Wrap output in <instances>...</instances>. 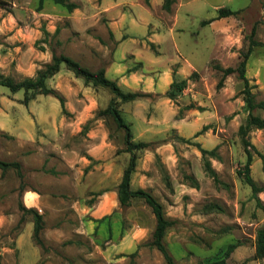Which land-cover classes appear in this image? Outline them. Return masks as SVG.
Listing matches in <instances>:
<instances>
[{
  "label": "rangeland",
  "instance_id": "obj_1",
  "mask_svg": "<svg viewBox=\"0 0 264 264\" xmlns=\"http://www.w3.org/2000/svg\"><path fill=\"white\" fill-rule=\"evenodd\" d=\"M17 1L19 6L14 8L12 0H0L2 16L18 12L17 29H21L14 39L10 37L15 31L8 35L0 30V74L16 82L34 78L55 53L93 72L104 69L106 75L119 43L106 16L93 19L84 34L74 31L66 19L54 22L58 33L55 29L49 33L48 21L39 15L44 10L38 9L39 0ZM188 7L190 11L184 8L181 13L179 51H171L166 44L169 53L161 62L166 64L168 58L189 62L198 75L189 79L193 71L188 74L185 90L174 100L166 94L140 91L143 97L119 106L131 125L133 142L151 144L137 153L131 188L150 192L162 204L165 218L173 222L164 244L174 264H211L223 259L227 264H264L256 253L257 231L264 228V129H252L247 136L255 148L249 147L253 153L250 175L263 189L257 194L258 204L239 175L247 159L238 133L247 117L243 82L232 74L217 89L221 73L214 69V65L235 68L253 31L254 39L264 44V0H190ZM219 8L237 14L216 20L213 33L202 22L215 17ZM147 45L158 54L155 44ZM136 55L124 52L125 75L143 68ZM162 70L156 66L152 71ZM71 76L63 65L60 75L47 82L64 97L67 94L66 112L52 95H36L25 105L22 90L12 94L0 85V160L21 164V176L14 168L3 175L0 170V264H167L150 245L156 225L150 208L140 199L128 207L118 201L117 187L130 158L125 152V132L112 118L98 117L113 95L98 88L100 100L95 101L96 92L93 98L75 91ZM246 77L256 99L264 100L263 46L253 48ZM174 120L181 121L178 127L172 126ZM196 122L201 125L197 127ZM19 142L31 143L20 146ZM83 142H99L98 156L104 158L87 155ZM63 145L83 149L89 165L82 167L77 161L69 167L59 157ZM200 148L217 149L214 156L204 158ZM205 159L218 182L206 172ZM27 191L41 203L34 210L43 216L44 247L33 239V216L26 214L20 222L19 207H26L23 195ZM231 245L236 247L227 254Z\"/></svg>",
  "mask_w": 264,
  "mask_h": 264
},
{
  "label": "crops",
  "instance_id": "obj_2",
  "mask_svg": "<svg viewBox=\"0 0 264 264\" xmlns=\"http://www.w3.org/2000/svg\"><path fill=\"white\" fill-rule=\"evenodd\" d=\"M70 2L77 4L78 7L72 12L66 11L62 13V9L64 10L65 8L55 4L52 0L44 1V10L39 15L44 17L45 21H48V32L52 33V29L56 30L57 25L54 26V22L57 24V21L66 19L69 21L70 27L74 31L79 34H84L87 32L86 30L89 29L88 27L92 25L93 19H96L98 16H106L108 19V26L112 30L116 41H119L118 47L115 50L116 60L106 69V77L111 74L113 78L110 80L115 81L123 90L128 92L140 93L141 91L146 93L166 94L174 81V77H176V79L180 78V80H186L188 74L192 71L194 73V71L197 70L189 64V62H172L171 58H168L164 65L161 62L163 57L169 53L168 49L165 47L166 44L169 43L171 51L174 50L177 53L179 51L177 37H180V31H183L179 28L181 13L184 8L190 11L188 7L190 0H176L170 12H166L163 9L164 0H149V4H147L145 0H70ZM18 4L17 0H12L14 8H17L19 6ZM58 13L62 14L57 15ZM217 15L208 19L212 20L207 26L213 33L216 27V20H219L216 19ZM151 16L153 19H151ZM1 18L0 30L4 34L9 35L15 31V34L12 36L10 35L12 39L16 38L17 34H21L20 27L17 29V22L19 20L18 12L9 13L8 17H3L0 12V19ZM55 30H53V32ZM127 35H129V37H124ZM147 44H155L158 54H155ZM128 50L137 54L136 57L143 63V68L140 71H131L129 75H125L128 65L121 60L123 59L124 52ZM47 63H49V61L46 62V64ZM185 65H188L187 70L184 69ZM156 66L163 68V70L152 71ZM173 67H177V70H174ZM60 73L61 71L56 74L54 78L60 75ZM71 79H73V83L75 82L76 84V92L85 94L86 96H89L88 94L92 96L94 92H96L95 101L100 100L99 91H97V89L94 91L91 86H86L83 80L74 76H71ZM65 97H68L67 94H65ZM174 122L175 124L172 125L173 127H178V123H181V121L177 120H174ZM168 124L171 125V123ZM199 125H201V123L196 122V126L199 127ZM30 143L31 142H19L18 145L21 146ZM101 143L102 146H111V142ZM82 147L86 149L84 150L85 153L93 159L97 160L102 157L104 158V156H98L99 142H83ZM82 151L79 152L78 148L74 150L63 145L59 150V157L62 158L69 167L75 166L73 163H77V161L82 163L83 167L89 165L90 162ZM53 195V193H49L50 198H53ZM23 203L26 207L33 209L41 205L40 200L32 191L24 193Z\"/></svg>",
  "mask_w": 264,
  "mask_h": 264
},
{
  "label": "trees",
  "instance_id": "obj_3",
  "mask_svg": "<svg viewBox=\"0 0 264 264\" xmlns=\"http://www.w3.org/2000/svg\"><path fill=\"white\" fill-rule=\"evenodd\" d=\"M45 0H39L38 9H42L43 3ZM55 4H58L65 8L68 12H72L75 8L78 7L77 4L70 2V0H52ZM147 4H149V0H145ZM176 0H164L163 9L166 12H170L172 5ZM237 12L233 11L229 8H219L218 15L216 19H221L224 17H230L236 15ZM212 20L203 21L202 25L205 26L211 23ZM58 31V30H57ZM56 31V33H58ZM255 46H263L264 44L257 42L254 39V31L252 35L249 37V46L245 53L240 54V61L238 65L233 67L223 68L220 65H214V69L221 73V77L217 83V89H221L224 86V82L226 78L232 74H236L238 79L243 82V88L241 91V95L243 97V101L245 103L244 109L247 112L246 120L243 124L240 125L238 133L242 139V143L244 145L245 153H246V163L242 172H239V175L244 180V182L249 185L252 189L253 197L257 200V203L260 204V200L257 194L263 191L260 188L253 178L250 175V166L253 161V153L249 150V147L255 149L254 146L247 140L248 133L252 129H264V100L258 101L256 99L255 93L252 92V86L249 83V79L246 77V66L247 61L253 51ZM65 66L66 69L71 71L76 78L83 80L86 86H91L95 89L102 88L108 90L113 96L109 99L105 108L101 109L98 112V117L107 119L112 118L116 123L119 129H123L125 132L124 143L126 145L125 152L130 154V158L126 168L124 169L121 182L117 187V195L119 204L122 207H128L131 205V202L134 199L142 200L153 213L156 225L154 232L152 234L151 246L155 247L164 257L167 264H174L172 256L169 254L167 247L164 244V237L166 231L169 227L173 225V222L167 220L164 216L163 206L162 204L148 191L144 189H132L131 188V180L132 176L136 171L137 162H138V152L144 150L151 146L150 143L146 142H133V134L131 130V125L126 122L121 114V110L119 108L120 104H125L131 101H135L140 97H143L144 94L138 92H128L123 90L115 81L108 79L105 75V70L100 69L98 71H90L89 69L83 67L79 62L65 56V55H56L55 53L52 55V60L45 64L40 70L37 71V74L34 78H24L21 81L16 82L11 77H5L0 74V85L9 89L12 94H15L19 91L24 92V98L22 103L28 105V103L34 99L36 95H52L60 102V106L63 112H66L65 107V99L59 94L56 90L50 88L48 86V80L58 74L62 66ZM197 72H194L189 79L197 76ZM187 80L181 81H173L170 86V89L166 93V97L171 100H174L178 97L186 88ZM258 112H262L263 115ZM205 126L200 132L197 133V136L202 134V131L206 130ZM11 136H9L10 138ZM11 139V138H10ZM188 142L189 140H184ZM200 146L199 144H196ZM217 148L213 150H205L200 148L203 157L206 155H215V151ZM257 155H260L258 152H255ZM204 166L206 172L214 179L215 182H218L217 174L213 170L210 162L205 159ZM10 168H14L18 171L19 176H21V164L18 162H5L0 160V170L2 171V175ZM195 185L197 182L194 178H188ZM20 210L23 213V216L20 222L23 221L24 216L26 214H31L33 216L34 222V230H33V239L34 241L44 247V244L40 238V233L43 229V216L39 214L33 208H26L24 205H20ZM236 245H231L227 254L231 250H233ZM256 253L257 256L264 259V228L259 229L257 231L256 236ZM211 264H227L225 259L213 262Z\"/></svg>",
  "mask_w": 264,
  "mask_h": 264
}]
</instances>
